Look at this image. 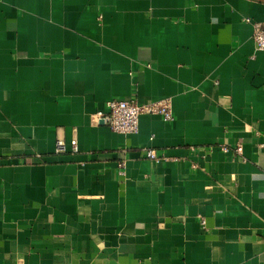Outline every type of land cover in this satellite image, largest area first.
Returning a JSON list of instances; mask_svg holds the SVG:
<instances>
[{"label": "crops", "instance_id": "crops-1", "mask_svg": "<svg viewBox=\"0 0 264 264\" xmlns=\"http://www.w3.org/2000/svg\"><path fill=\"white\" fill-rule=\"evenodd\" d=\"M255 22L264 0H0V264H264ZM111 98L174 119L117 133Z\"/></svg>", "mask_w": 264, "mask_h": 264}, {"label": "built area", "instance_id": "built-area-1", "mask_svg": "<svg viewBox=\"0 0 264 264\" xmlns=\"http://www.w3.org/2000/svg\"><path fill=\"white\" fill-rule=\"evenodd\" d=\"M246 21H249L246 19ZM253 41L257 50L264 51V26L261 23H253ZM141 114L159 115L162 120L168 122L174 119L172 110L167 101H154L150 103L139 104L134 99H118L111 98L105 102V111H98L95 116L102 120L112 131L122 134H133L138 130L139 116ZM57 150L65 149L63 141L58 140L56 143ZM71 150L76 151L77 145L75 139L70 141ZM224 151H234L237 154L242 153V145L237 144L232 149L223 146ZM145 157L158 163L169 160L164 154L158 155L155 149H144ZM120 175L124 174V167L120 164L118 172ZM202 226L205 225L203 218L200 220Z\"/></svg>", "mask_w": 264, "mask_h": 264}]
</instances>
